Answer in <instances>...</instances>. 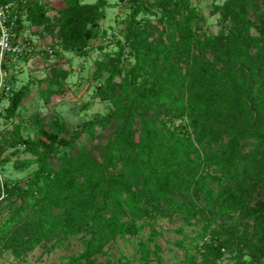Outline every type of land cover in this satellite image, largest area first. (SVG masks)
Masks as SVG:
<instances>
[{"label": "trees", "instance_id": "trees-1", "mask_svg": "<svg viewBox=\"0 0 264 264\" xmlns=\"http://www.w3.org/2000/svg\"><path fill=\"white\" fill-rule=\"evenodd\" d=\"M15 1V39L26 21L59 38V47L81 56L98 37L108 5L107 0H63L51 18L50 7L39 0ZM129 1L132 11L121 32L123 42L116 41L115 58L96 62L95 97L112 103L108 112L85 121L68 138L59 136L62 125L54 120L49 128L55 131H45L42 138L23 137L15 126L0 140V145L15 147L13 154L30 155L16 168L36 165L20 182L0 180V201L10 212L0 226V248L6 247L4 233L32 222V233L17 240L27 250L57 236L50 252L80 236L83 249L60 264H128L97 262L95 257L104 255L116 238L134 236L149 226L147 238L136 246L139 262L164 264L157 241L161 233L150 224L164 206L184 224L204 213L212 222L237 216L235 230L211 231L210 242L195 246L196 253L185 251L186 264H216L222 250L245 251L249 264H262L264 0H225L217 7L218 33L204 38V20L186 0H155L152 5L175 29L167 44L150 41L140 27L139 14L149 11L146 1ZM125 50L133 59L126 70L121 62ZM17 63L6 62L3 68L9 72ZM7 83L10 90L0 94L12 96L9 117L30 90L25 86L14 92L9 78ZM161 108L163 118L145 115ZM182 118L187 124H174ZM96 125L108 131L106 143L94 141L75 152L83 134L94 138ZM8 160L0 159V167ZM236 264L248 263L238 259Z\"/></svg>", "mask_w": 264, "mask_h": 264}, {"label": "rangeland", "instance_id": "rangeland-1", "mask_svg": "<svg viewBox=\"0 0 264 264\" xmlns=\"http://www.w3.org/2000/svg\"><path fill=\"white\" fill-rule=\"evenodd\" d=\"M96 0H83L84 3L91 4ZM105 8V18L100 20L98 37L90 41V49L84 56L77 55L73 51L59 47V38H52L51 33L41 31V34L34 35L33 31L26 32L20 40L22 44H30L38 49L33 51L29 57L18 60L17 65L11 70L9 81L14 92L25 86L29 88V95L22 99L16 108L14 115L7 116L6 110L10 105L11 95H1L0 97V140L5 138V134L10 133L15 126L19 127L23 137L32 139L42 138L45 131H55L49 127L53 121L57 120L62 125L63 133L59 136L69 137L73 131L79 128L85 121L95 119L99 115L108 112L112 103L95 97V90L98 81L95 78L97 61L107 62L115 58L118 51L117 40L123 42L121 32L129 20L132 7L129 0H107ZM149 11L142 12L138 18L141 21L140 27L148 32L149 40L158 43H168L170 37L175 34L172 23L161 18V12L152 4L155 0H145ZM225 0H186L190 7L203 18L204 24L200 31V37L215 36L220 25L218 24L219 11L217 7ZM60 4V0H54ZM62 4V3H61ZM57 15L56 11H51L52 18ZM195 26V25H194ZM29 30V29H28ZM255 33L254 30H252ZM19 39V38H18ZM122 66L126 70L133 62L132 57L123 53L121 58ZM121 82V77L116 78ZM164 108L159 110H149L145 113L148 118H163ZM175 125L187 124L186 118L174 120ZM94 138L90 134H83L76 141V151L83 146L88 147L94 141L106 143L108 131L102 130L96 125L93 130ZM9 136L7 135L6 139ZM22 150V147H18ZM249 145H245V150ZM15 147L0 145V159L9 158L5 165L0 167V180L9 183L20 182L36 169L32 165L26 169L15 167L19 161L29 158L27 153L13 154ZM201 207V203H198ZM164 206L154 213L150 221L152 227L161 233L157 241L161 247V255L164 264H186L185 251L196 253L195 246H201L204 242H210V232L220 231L222 234L235 230L237 216H231L227 221L218 220L212 222L207 213L198 215L192 219L190 224H184V220L175 213L168 212ZM10 215L5 209V202L0 201V226L6 217ZM184 228L179 229L181 226ZM34 226L32 222H23L16 225L11 231L4 233L2 239L5 248L1 249L0 264H60L66 262V257L76 255L83 249L80 236L69 238L63 244L48 252L56 241L57 236L50 240L36 244L32 249L27 250L26 244H20L17 240L26 239L32 232ZM179 229V230H178ZM207 230V234L201 240L198 239ZM149 234V226L134 236L127 235L123 238H116L105 247V254L96 256L97 262H104L107 259L128 264H140L136 246L140 240L145 241ZM16 237L15 243L11 238ZM17 242V243H16ZM223 256L216 264H236L238 259L250 263L251 257L245 251L222 250ZM201 254H198L196 261H201ZM262 258V264H264ZM151 264H156L153 261Z\"/></svg>", "mask_w": 264, "mask_h": 264}, {"label": "built area", "instance_id": "built-area-1", "mask_svg": "<svg viewBox=\"0 0 264 264\" xmlns=\"http://www.w3.org/2000/svg\"><path fill=\"white\" fill-rule=\"evenodd\" d=\"M17 2L15 0H0V92L9 91L11 85L7 83L11 71L3 68V64H16L23 54L30 53L34 47L24 45L15 39L14 27L16 26Z\"/></svg>", "mask_w": 264, "mask_h": 264}, {"label": "crops", "instance_id": "crops-1", "mask_svg": "<svg viewBox=\"0 0 264 264\" xmlns=\"http://www.w3.org/2000/svg\"><path fill=\"white\" fill-rule=\"evenodd\" d=\"M26 0H21V2H25ZM41 3H44L45 5L50 7V11L47 12V15L49 16V13L51 11H56L59 10L60 8H62L64 6L63 0H60L61 3L56 4V2H54V0H39ZM29 29V30H28ZM31 30L33 31L34 35H38L41 34L42 31V27H35V26H29V24L24 21V28L21 32V34L19 35V40L22 39V35H26V32H31Z\"/></svg>", "mask_w": 264, "mask_h": 264}]
</instances>
